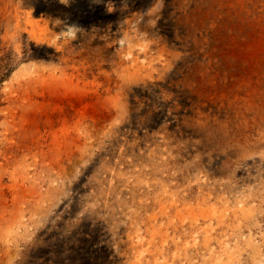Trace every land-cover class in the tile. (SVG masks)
Wrapping results in <instances>:
<instances>
[{
    "label": "bare ground",
    "instance_id": "6f19581e",
    "mask_svg": "<svg viewBox=\"0 0 264 264\" xmlns=\"http://www.w3.org/2000/svg\"><path fill=\"white\" fill-rule=\"evenodd\" d=\"M8 57L0 264H264V0H0Z\"/></svg>",
    "mask_w": 264,
    "mask_h": 264
},
{
    "label": "rangeland",
    "instance_id": "374dc122",
    "mask_svg": "<svg viewBox=\"0 0 264 264\" xmlns=\"http://www.w3.org/2000/svg\"><path fill=\"white\" fill-rule=\"evenodd\" d=\"M10 61V62H9ZM2 62H3V65H2V67H0V91L2 90V88H3V85H4V83L7 81V80H9L11 77H12V75H13V70H12V68L11 67H9L11 64V58L10 57H8V58H6V59H3L2 60ZM8 63V64H7ZM10 64V65H9ZM7 65V66H6ZM3 71V72H2ZM244 195V194H243ZM242 195V196H243ZM198 257H197V259H196V262H201L202 261V255L201 254H199V255H197Z\"/></svg>",
    "mask_w": 264,
    "mask_h": 264
}]
</instances>
